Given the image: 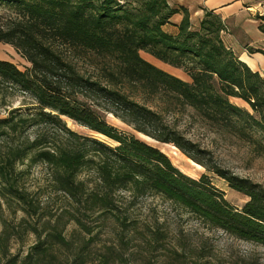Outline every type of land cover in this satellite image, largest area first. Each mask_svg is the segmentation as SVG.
Masks as SVG:
<instances>
[{
	"label": "trees",
	"instance_id": "16d2710c",
	"mask_svg": "<svg viewBox=\"0 0 264 264\" xmlns=\"http://www.w3.org/2000/svg\"><path fill=\"white\" fill-rule=\"evenodd\" d=\"M133 1L136 7L119 0H0V42L29 63L21 70L0 59V94L22 96L20 106L0 117V200L16 202L21 212L15 227L0 217V264H87L88 241L67 239L66 224L88 232L93 221L111 219L127 228L138 221L128 211L150 196L207 227L264 246V188L219 167L163 116L189 107L238 135L248 129L264 136V77L224 46L215 16L206 14L193 28L185 8L167 0ZM180 11L178 32L167 34L162 25ZM140 51L182 70L189 81L157 68ZM100 111L174 146L247 200L232 206L205 175H186L157 147L108 124ZM65 118L114 145L71 130ZM18 164L25 169L16 172ZM35 165L46 170L44 190L30 191L19 179ZM45 189L65 202L54 219L43 217L48 209L38 195ZM21 227L35 238L22 256L10 250ZM56 249L68 252L59 256Z\"/></svg>",
	"mask_w": 264,
	"mask_h": 264
},
{
	"label": "rangeland",
	"instance_id": "374dc122",
	"mask_svg": "<svg viewBox=\"0 0 264 264\" xmlns=\"http://www.w3.org/2000/svg\"><path fill=\"white\" fill-rule=\"evenodd\" d=\"M119 2L121 4L128 2L127 7L128 5L136 7L133 0ZM140 55L157 68L189 81L182 70L164 64L142 51ZM0 59L12 62L21 70L29 66L12 46L1 42ZM79 65L91 71L85 61ZM21 99L22 96L13 95L11 92L0 94V117H4L10 109L20 106ZM229 101L252 112L241 98L230 97ZM99 114L118 131L133 134L138 139L157 147L186 175L194 179L205 175L216 189L224 193L225 199L232 206L240 208L247 200L246 196L231 189L225 180L207 171L174 146L157 142L134 131L109 112L100 111ZM163 116L171 127L200 148L207 150L212 161L219 167L239 177L248 178L264 188V136L260 131L246 129V133L238 135L200 116L189 107H175L173 111L165 112ZM65 122L67 127L79 134L114 145V141L79 126L70 119L65 118ZM255 141H259V144ZM23 169L25 164L16 165V172ZM19 179L24 181V185L30 191H35L38 187L44 190L47 173L45 169L35 165L29 172L19 176ZM46 191L47 189L38 195L41 203L43 202L48 209L43 217L54 219L65 202L61 195ZM13 211L17 212L14 214ZM20 215L16 202H11L8 206L0 200V217L6 219L8 227H15ZM66 217L67 215H64L60 219L64 221ZM128 217L138 219L137 223L122 228L111 219L105 223L93 221L86 232L69 222L63 233L67 239L76 242L83 238L88 241L84 254L87 264H264V246L237 239L218 228L207 227L190 213L160 197L140 198L128 211ZM17 232L18 234L10 241V250L22 256L35 238L31 233L24 234L23 227L17 228ZM55 251L59 256L68 252L63 249Z\"/></svg>",
	"mask_w": 264,
	"mask_h": 264
},
{
	"label": "crops",
	"instance_id": "0c3cea01",
	"mask_svg": "<svg viewBox=\"0 0 264 264\" xmlns=\"http://www.w3.org/2000/svg\"><path fill=\"white\" fill-rule=\"evenodd\" d=\"M174 8H185L191 27L196 28L206 14L222 25L219 35L224 46L251 71L264 77V0H167ZM182 12L175 13L162 25L164 32L175 35ZM148 61V60H147ZM180 78V77H179Z\"/></svg>",
	"mask_w": 264,
	"mask_h": 264
},
{
	"label": "bare ground",
	"instance_id": "6f19581e",
	"mask_svg": "<svg viewBox=\"0 0 264 264\" xmlns=\"http://www.w3.org/2000/svg\"><path fill=\"white\" fill-rule=\"evenodd\" d=\"M100 137V136H99ZM170 149V148H169ZM175 151V150H174ZM173 153V152H172Z\"/></svg>",
	"mask_w": 264,
	"mask_h": 264
}]
</instances>
